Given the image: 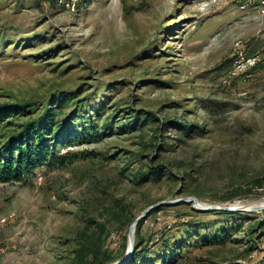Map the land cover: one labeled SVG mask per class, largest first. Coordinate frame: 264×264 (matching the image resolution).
<instances>
[{"label": "rangeland", "instance_id": "obj_1", "mask_svg": "<svg viewBox=\"0 0 264 264\" xmlns=\"http://www.w3.org/2000/svg\"><path fill=\"white\" fill-rule=\"evenodd\" d=\"M255 1L0 0V105L32 104L0 121V146L45 109L53 125L69 118L63 168L0 182V264H79L80 244L120 261L145 209L189 197L240 210L151 209L133 228L137 263L264 264ZM238 42L259 63L236 77Z\"/></svg>", "mask_w": 264, "mask_h": 264}, {"label": "trees", "instance_id": "obj_2", "mask_svg": "<svg viewBox=\"0 0 264 264\" xmlns=\"http://www.w3.org/2000/svg\"><path fill=\"white\" fill-rule=\"evenodd\" d=\"M244 1V0H243ZM32 104L30 102H18L13 105H0V121L11 111H25ZM53 112L50 108L45 109L38 117L32 118L20 127V130L13 133L0 146V182L16 183L23 182L34 176L35 172L43 167L63 168L66 164L64 155L57 150V142L61 133H67V124L53 125ZM182 128V127H181ZM186 131V130H185ZM143 219L137 224L136 233L142 226ZM138 239V238H137ZM220 242L217 237L214 244ZM142 242H135V249L131 258L123 264H139V248ZM100 248H91L88 244H80L75 255L79 264H83L86 258H91L94 264H107L108 260L98 261ZM125 257L120 260L123 261Z\"/></svg>", "mask_w": 264, "mask_h": 264}, {"label": "built area", "instance_id": "obj_3", "mask_svg": "<svg viewBox=\"0 0 264 264\" xmlns=\"http://www.w3.org/2000/svg\"><path fill=\"white\" fill-rule=\"evenodd\" d=\"M47 2L54 1V0H45ZM232 2H240V7L242 9H246L247 7H251V3L253 0H230ZM60 4L65 5L67 8H70V10H74L76 5V0H57ZM253 4V3H252ZM256 8L257 12L264 16V0H256L254 2V5H252ZM236 55L232 63V67L229 71L231 76H239L245 72H247L250 69H253L256 67L259 63V57L257 55H248L243 49L242 43L238 42L236 45Z\"/></svg>", "mask_w": 264, "mask_h": 264}, {"label": "water", "instance_id": "obj_4", "mask_svg": "<svg viewBox=\"0 0 264 264\" xmlns=\"http://www.w3.org/2000/svg\"><path fill=\"white\" fill-rule=\"evenodd\" d=\"M178 201H192L195 206L199 207L202 210H216V209L225 210V211H239L240 210L237 207L224 206V205L201 207V206H198V204H197L198 200H197L196 197L181 198V199H178V200H175V201H165V202L157 203L156 205H153V206L145 209L143 211V213L138 218H136V220L131 225L130 232H129L128 254H127L126 258L123 261H117V262H114V263H111V264H123V263L127 262L131 258L132 254H133L134 238H135V235H134V233L132 231V228H133V226H135L139 222V220H141V218H143L151 209H153L155 207H158L159 205L168 204V203H174V202H178ZM258 208H264V206H260ZM248 210H250V209H248Z\"/></svg>", "mask_w": 264, "mask_h": 264}, {"label": "bare ground", "instance_id": "obj_5", "mask_svg": "<svg viewBox=\"0 0 264 264\" xmlns=\"http://www.w3.org/2000/svg\"><path fill=\"white\" fill-rule=\"evenodd\" d=\"M197 204H198V206L205 207V205H200L198 201H197ZM133 228H134V226H133ZM133 228H132V231H133Z\"/></svg>", "mask_w": 264, "mask_h": 264}]
</instances>
